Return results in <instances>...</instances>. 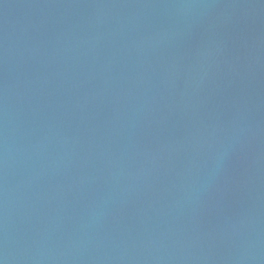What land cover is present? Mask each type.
I'll return each mask as SVG.
<instances>
[{"label": "water", "instance_id": "water-1", "mask_svg": "<svg viewBox=\"0 0 264 264\" xmlns=\"http://www.w3.org/2000/svg\"><path fill=\"white\" fill-rule=\"evenodd\" d=\"M0 264H264V0H0Z\"/></svg>", "mask_w": 264, "mask_h": 264}]
</instances>
